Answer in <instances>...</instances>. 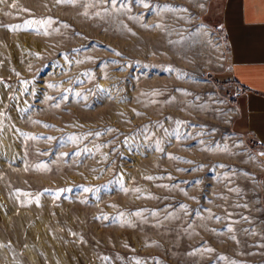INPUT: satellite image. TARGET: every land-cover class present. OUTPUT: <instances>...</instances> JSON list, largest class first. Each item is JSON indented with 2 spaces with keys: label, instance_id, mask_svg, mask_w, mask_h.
<instances>
[{
  "label": "rangeland",
  "instance_id": "1",
  "mask_svg": "<svg viewBox=\"0 0 264 264\" xmlns=\"http://www.w3.org/2000/svg\"><path fill=\"white\" fill-rule=\"evenodd\" d=\"M94 2L16 0L27 11L0 5L11 13L0 11V80L8 85L0 86V112L8 117H0V264H264V155L237 131L241 94L227 81L218 0H148L150 9L127 0V10L110 14L87 7ZM49 18L50 27L23 30L28 21ZM157 23L163 30L151 27ZM17 25L22 30H7ZM176 120L187 138L164 145L175 160L137 134L157 122L176 127ZM96 132L102 135H88ZM61 189L68 191L57 199ZM137 211L147 223L130 215ZM168 213L175 219H165ZM228 213L239 243L228 239Z\"/></svg>",
  "mask_w": 264,
  "mask_h": 264
},
{
  "label": "crops",
  "instance_id": "2",
  "mask_svg": "<svg viewBox=\"0 0 264 264\" xmlns=\"http://www.w3.org/2000/svg\"><path fill=\"white\" fill-rule=\"evenodd\" d=\"M218 5L216 18L229 45L227 81L243 88L237 131L264 152V0H218Z\"/></svg>",
  "mask_w": 264,
  "mask_h": 264
},
{
  "label": "snow or ice",
  "instance_id": "3",
  "mask_svg": "<svg viewBox=\"0 0 264 264\" xmlns=\"http://www.w3.org/2000/svg\"><path fill=\"white\" fill-rule=\"evenodd\" d=\"M139 3L141 4V6L143 8H149L150 9L152 7V5L148 2V0H139ZM54 4H55V6L76 7L77 4H78V0H54ZM0 5H7L9 8L17 10V11H27L26 9L19 8L17 3H16V0H0ZM87 7H100L102 9H104L105 12H108L110 14L111 10H116L117 12H119L121 10H127L128 9V4H127V0H95L94 3L88 4ZM198 7L203 8L204 5L203 4H199ZM164 10L176 11V9H174L171 6H168V5L164 6ZM0 11H3V14L5 16H11V13L8 12V11H5L3 9H0ZM182 11H187V10L183 9ZM83 15H85L87 17L89 15V13L87 11H85L83 13ZM95 15L96 16H100L101 12L98 11V12L95 13ZM131 18L132 17L129 16V19H131ZM53 23H54V21L52 19H50V18L49 19H44V20H32V21H28L27 22V24L24 26L23 30H28L32 24H36L38 26H48V27H50ZM0 27H5V26L0 24ZM64 27H68V25H64ZM151 27L163 30L164 26L162 24H160V23H157V24H155V25H153ZM7 30L10 31V32H16V31H20L22 29H21V27L19 25H17L15 27H8ZM34 31L37 34H41L39 27L34 29ZM129 31H131V30L129 29ZM43 34L47 35L48 33L45 31ZM133 35H134V33H133ZM153 54L155 55L156 53H153ZM115 55L120 56L121 53L116 52ZM37 58H40L39 55H37ZM65 60L68 62L69 66H71L72 61L70 60V58L65 57ZM168 71L172 72V71H174V69L169 68ZM16 75L19 76V73H16ZM180 75H183V73H180ZM22 83H24L25 85L27 84L26 81H23ZM0 86L8 87L6 82L3 81V80H0ZM49 87L54 88L55 85H49ZM25 91H27V88H25ZM67 91L71 92V89H67ZM154 94H156V93H154ZM181 94L185 95V96L190 95V93H188L187 91H184V90H181ZM77 95H79V93H77ZM8 99L16 100L17 97L11 96V97H8ZM48 99L52 100L54 98L53 97H49ZM66 99H67L66 97L62 98L63 102H66ZM174 99H175V97H172V98H170V100L168 102H171ZM153 103H156V101H153ZM53 106L55 108L59 109L61 107V101H57ZM135 115L136 116H140L141 114L139 112H135ZM0 117H3V119H8V117L6 116V114L4 112H0ZM165 119L169 120L170 118L169 117H165ZM34 123H39V122H34ZM129 123H130V121H129ZM173 124L176 125V127H171V128L170 127H165V124L163 122H157L155 124H152L151 126L145 125V126H142L140 129L137 130V134L143 138V140L145 141L146 144H151L154 147L156 152L164 155L168 159L175 160L176 157L173 156L171 153H167L164 145L166 143H171V142H183L187 137H185L183 132L181 131V128L185 126L183 121L176 120V121H173ZM42 127L50 128L51 125L42 124ZM3 129H4V123H3V120L0 119V132H2ZM17 131H19V130H17ZM20 135H23V133H20ZM88 135L89 136H91V135L101 136L102 133L96 132V133H89ZM189 136H191V134H189ZM86 138L87 137H83V138L82 137H69V140L70 141H75V142L78 143L82 139H86ZM172 138H175V141H173ZM28 139H30V140L44 139L46 141H51L52 140L51 137H47V138H44V137H29ZM128 142H129V138L128 137H125L124 140L121 141V143L124 144L125 146H127ZM200 144L203 145L204 142L200 141ZM204 150L207 151L208 149L205 148ZM83 151H84L85 154H87L90 150L85 148ZM70 155L71 154H69V153H61V158L64 159L66 157H69ZM75 155L79 156L80 153L77 152V153H75ZM261 155H264V152H262ZM186 163H191V162L190 161H186ZM36 167H37V169H42V168H46L47 166L44 165V164H40V165H37ZM221 167H223V165H221ZM25 170L27 171L28 169H25ZM0 179H2V177H0ZM145 179L153 180V179H156V178L153 177V176H147V177H145ZM168 179H171V177L169 176ZM121 181H123V175L122 174L118 178L117 182L119 183ZM164 187H167V186H164ZM122 190L127 191L126 189H122ZM65 191H68V190L67 189L58 190V192L55 194L56 198L59 199L60 196ZM83 191H84V193H89V192H95V191H97V189L84 188ZM135 191L139 192L140 190L139 189H135ZM230 191H236L238 193L237 189H230ZM38 202H39V196H37V203ZM84 202H86V201H84ZM239 206L240 205H237V207H239ZM179 207L183 210V212L186 215H190V213L188 212V209H187V207L185 205H180ZM244 207H247V205L245 204ZM130 215L137 216V217H140V218L144 219L145 223L148 222L147 219L144 216V213L141 212V211L133 212ZM150 215L152 217H158L159 213L152 212V213H150ZM231 215H232L231 213L227 214L228 222L225 224L226 231L230 234L228 236V239L233 240L236 243H239V241L237 240V238H236V236L234 234L235 233V229L232 227V224L234 223V221L231 220ZM118 216L121 217V218H124L125 214L124 213H119ZM96 219L97 220H109L110 218L107 217V216H97ZM165 219H175V217H172L171 214L168 213V214H166ZM208 219L215 220L216 222L219 223L222 220H224L225 218L221 217V216H215V215H211L210 214ZM241 219L247 221L248 217L242 216ZM160 223H161V221L157 219V222H156V224L153 225V227L158 226ZM188 227H191V222H189ZM212 231L215 232L216 230L212 229ZM245 231H248V230L245 229ZM221 234H223V233H221ZM72 235L75 236L76 234L72 233ZM81 242H83V241H81ZM146 246H155V242H147ZM259 246L264 247V245H259ZM125 247H127V245H125ZM201 248H203V245H201ZM204 251L210 253V252H213L214 250L212 248H205ZM199 252H200V248H197V249H194L192 252H189L188 255H190V256L191 255H196ZM217 258L222 260V261H227V257H225V256H219ZM101 259L108 260V257H101ZM136 264H140V262L137 261ZM156 264H159V261H157ZM232 264H234V262H232Z\"/></svg>",
  "mask_w": 264,
  "mask_h": 264
},
{
  "label": "built area",
  "instance_id": "4",
  "mask_svg": "<svg viewBox=\"0 0 264 264\" xmlns=\"http://www.w3.org/2000/svg\"><path fill=\"white\" fill-rule=\"evenodd\" d=\"M242 92H243V88L239 84L234 83L233 88H232V93L238 96Z\"/></svg>",
  "mask_w": 264,
  "mask_h": 264
}]
</instances>
